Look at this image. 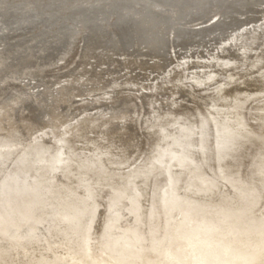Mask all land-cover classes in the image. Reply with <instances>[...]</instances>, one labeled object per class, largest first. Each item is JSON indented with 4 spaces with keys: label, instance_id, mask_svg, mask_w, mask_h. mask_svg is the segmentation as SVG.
<instances>
[{
    "label": "bare ground",
    "instance_id": "bare-ground-1",
    "mask_svg": "<svg viewBox=\"0 0 264 264\" xmlns=\"http://www.w3.org/2000/svg\"><path fill=\"white\" fill-rule=\"evenodd\" d=\"M261 16L264 0H0V264H264ZM217 31L220 52L164 74ZM102 64L164 76L133 93Z\"/></svg>",
    "mask_w": 264,
    "mask_h": 264
},
{
    "label": "rangeland",
    "instance_id": "rangeland-1",
    "mask_svg": "<svg viewBox=\"0 0 264 264\" xmlns=\"http://www.w3.org/2000/svg\"><path fill=\"white\" fill-rule=\"evenodd\" d=\"M212 16H213V15H212V12H211L209 15L205 16L204 19L198 20L199 22H203V24H198L197 28H199V27H201V26H203V25H204V26H207V25H209V24H213L216 20H214V19L212 18ZM245 17H246V16H245ZM263 17H264V16H261L262 20L264 21V18H263ZM209 18H212V19H209ZM198 21H197V22H198ZM212 21H213V22H212ZM248 22H250V21H248V20H246V21H242V22L239 23L238 25H235L233 28H229V29H227V31H226L224 34H225V35L232 34V32H233L237 27H240V28L238 29V31H244V30L246 29L247 26H248L249 28H251L252 25H253V23H250L249 25H244V24H243V23H248ZM241 24H242V25H241ZM243 25H244V26H243ZM195 28H196V27H195ZM235 32H237V31H234V33H235ZM224 34H222V32H220V31H217V32H215V33H213V34H211V35H207V36H205V37H206V38L204 37L205 39H204V38H203V39H199L200 42H197L198 40L195 41V42H193V43H196V44H193V46H179L180 44H178L179 47L176 46V47H178V48L175 47L174 52L170 54V56H173V57L171 58V61H170V62H171L170 65H171L172 67H168V70L165 71L164 74L167 75V73H169V74L172 73L173 75H176V67H175V66H180V65H182V63L185 62L184 59H182L185 55L187 56V60L191 61V62H188L187 65H189V67L187 68V70H185V72L188 71V72H190V73L192 74V71H195V70L197 69L196 67H194V65H195V64H196V65H199V63L202 64V62H199L198 60H202V59H204L205 57L207 58V57L209 56V52H211V51L213 52V51H214V50H213L214 48H216L214 52H216V53L220 52L221 49H220V46L218 45V44H219L218 42L220 41V40H219L220 38H223V37L225 36ZM217 39H218V40H217ZM211 40H212V41H211ZM213 40H214V41H213ZM205 41H206V42H205ZM209 42H210V43H209ZM214 42L216 43V45H215ZM207 43H208V44H207ZM176 45H177V44H176ZM208 45H209V46H208ZM214 45H215V47H213ZM217 45H218V46H217ZM196 46H197V47H196ZM201 46H202V47H201ZM206 46H207V47H206ZM143 47H144V45L141 47L142 50H140L141 48L138 50V53H137V54H138V56H141V59H140V60H143V58H144L145 61H144V60H143V61L145 62V66H146V63H147L146 61H148V62H149V61H150V62H157V63H159V64L161 63L162 66H164V65L166 66V64H167L168 61H167L166 57L162 55V51H160V56H159V55H157V57H156V56H155V57L153 56V57H154V58H153L152 56L149 57V56H148V53H147V55H145L146 52H147V48H146V47L143 48ZM183 47H184V49H183ZM185 47H186V48H185ZM187 47H188V49H190V50L187 51ZM190 47H192V49H191ZM193 47H194V49H193ZM198 47H199V48H198ZM211 47H212V48H211ZM196 48H197V49H196ZM205 48H206V49H205ZM200 49H202L203 51H202V50L200 51ZM210 49H211V50H210ZM145 50H146V51H145ZM191 50H192V51H191ZM232 50H235V49H232ZM232 50H231V51H232ZM139 51H140V52H139ZM144 51H145V52H144ZM205 51H206V53H205ZM142 52H143V55H142ZM202 52H204V53H202ZM232 52L237 53L236 51H232ZM232 52H231V53H232ZM194 53H196L197 55L195 54L194 56H192ZM200 53L203 55V57L201 56ZM198 54L200 55V57H198V56H199ZM205 54H206V55H205ZM124 55H125V54H123L122 57H125ZM189 55H190L192 58H191ZM142 56H145L146 59H145V57H142ZM147 57H148V58H147ZM179 57H180V58H179ZM188 57H189L190 59H189ZM193 58H195V59H193ZM147 59H148V60H147ZM149 59H150V60H149ZM151 59H154V60L152 61ZM158 59H159V60L161 59V61H158ZM164 59H165V60H164ZM92 60H93V59H92ZM177 60H178V61H177ZM162 61H164V62H162ZM193 61H194V64H193ZM197 61H198V62H197ZM150 62H149V63H150ZM163 64H164V65H163ZM63 65H64V64H63ZM102 65H103V66L100 65L101 70H103L102 73L104 72V74L102 75V77H103L104 75H105V76H104L103 78L101 77V78L103 79V80L101 81V83H102L103 81H105V82L107 81V82H108V81L113 80V79H115V80H117V81H119V79H120L119 82L121 83V82H124V81H126L127 79H129V77H130V79H132L131 76H133V78H134L135 75H136V78H134V79H135V80H134L135 82H133V83L130 82L129 84H127L129 87L126 85V90L129 91V92L132 91V92L134 93V91L132 90V89H134L135 91L137 90L136 93H140V94H141V92H142L141 89H143V88H141V87L144 85L145 88H144L143 90H147V89H146V86L148 85V83H150L151 80H152L151 82H153L154 79H159V78H158V77L160 76L159 74H161L162 71H163V70H162V67H161V70H162V71H160V68H154L155 70L153 69L154 71H152V68L149 69L150 67L148 68V66H147V68H146V67H144V68H143V67H140V70H139V66H138V67H136V69L133 68V67H130L131 70L133 71V72H132L131 70H129V69H130L129 67H124V69H126V68L128 69V68H129L128 70L131 71V72H129V74H128V71L125 72L126 70L124 71L123 68L115 67L114 69H116L117 71L119 70V71L115 74V71H116V70L114 71V69H113V71H112V68H111V69H110L111 72L108 71V72H109V73H108V72H107V69H109V68H107V65H106V64H102ZM192 65H193V66H192ZM62 67H63V66H62ZM173 67H174V68H173ZM192 67H193V68H192ZM100 68H99V69H100ZM106 68H107V69H106ZM119 68H120V69H119ZM141 68H143V69L141 70ZM171 68H173V70L175 69V71L172 72V71H171V70H172ZM191 68H192V69H191ZM209 68H210V69H215V68H217V67L212 66V67H208L207 69H209ZM144 69H145V70H144ZM146 69H147V70H146ZM148 69L151 70V71H148ZM157 69H158V70H157ZM170 69H171V70H170ZM190 69H191V70H190ZM62 70H63V69H62ZM120 70H121V71H120ZM198 70H200V68H199ZM105 71H106V72H105ZM134 71H135V72H134ZM138 71H139V72H138ZM141 71H142V73H140ZM155 71H156V72H155ZM157 71H158V75H159V76H158V75H157V76L155 75V74L157 73ZM237 71H238V69H236V70L234 69V70H233V72H237ZM112 72H113V73H112ZM120 72H121V73H120ZM124 72L127 73V74H125ZM145 72H146V73H145ZM149 72H150L151 75L149 74ZM160 72H161V73H160ZM170 72H171V73H170ZM174 72H175V73H174ZM219 72H221V71H219ZM118 73H119V74H118ZM122 73H123L124 75H121ZM138 73H139V77H138V75H137ZM147 73H148L149 75H148ZM153 73H155V74H153ZM172 74H171V75H172ZM113 75H114V76H113ZM120 75L123 76V77L121 78ZM127 75H128V76H127ZM141 75H142V76H141ZM144 75H145V77H143ZM146 75H147V77L150 76V78H149V79H150L149 82L147 81L148 79L146 80V78H147ZM115 76H116V77H115ZM162 76H164V75L161 74L160 78H161ZM114 77H115V78H114ZM140 77H141V78H140ZM153 77H154V79H153ZM104 78H106V79L104 80ZM111 78H112V79H111ZM138 78L141 79V80H139ZM143 78H144L145 80H144ZM122 79H123V80L125 79V80L123 81ZM25 80H26V81H25ZM100 80H101V79H100ZM121 80H122V81H121ZM136 80H137V81H136ZM138 80H139L140 82H138ZM159 80H160V79H159ZM159 80H155V81H159ZM24 82H29V79H27V78L24 79ZM105 82H103V83H105ZM136 82H137V83H136ZM143 82H144V83H143ZM89 83H90V82H89ZM103 83H102V85H103ZM135 83H136V84H135ZM146 83H147V84H146ZM105 84H106V83H105ZM121 84H122V83H121ZM133 84H134L135 86L138 85V87H136L137 89L135 88V86H134ZM140 84H141V85H140ZM87 85L89 86V84H87ZM130 85H131V86H130ZM88 86H87V87H88ZM133 86H134V87H133ZM131 87H132V88H131ZM40 88H41V86H40ZM88 88H90V87H88ZM128 88H129V90H128ZM138 88H141V89L138 90ZM37 89H38V87H37ZM158 89H159V90H158ZM158 89L155 91L156 94H157V95H155V97H157V96L159 95V93H160V96H158L160 100H157L156 102L161 101V102H160V103H161L160 105H163V104H164L163 106L168 107V106H166L165 103L168 102L167 98H168L169 96H173V95L170 94V92H173V91L171 90V87H169V88H167V89H162V88H158ZM160 89H162V90H160ZM104 90H105V89H100V90H99V93H98V91H94L95 93H94V92H93V93H94L95 95H94V94H93V95H92V94H91V95L89 94V95H85V96H84V95H83V96H82V95H77L76 97L73 98V100H74V102H73V103H74V106L77 107V105L81 104V103H82V99L90 98V96L93 97V96H96V95H100V93L102 94ZM106 90H108V89H106ZM169 90H170V91H169ZM101 91H102V92H101ZM139 91H140V92H139ZM160 91H163V92H160ZM165 91H166V92H165ZM167 91H168V92H167ZM158 92H159V93H158ZM96 93H97V94H96ZM163 93H166V94H163ZM167 93H168V94H167ZM177 94H178V96H179V93H176V94L174 93V97L177 96ZM165 95H166V96H165ZM168 95H169V96H168ZM81 96H82V97H81ZM132 96L135 97V94H133ZM163 96H164L165 98H163ZM178 96H177V97H178ZM160 97H161V98H160ZM166 97H167V98H166ZM174 97H173V99H174ZM75 98H76V99H75ZM78 98L80 99V101H79ZM138 98H140V99H137V100L135 99V100H136V104H138V106H139V105H141V103L143 102V99H141V97H138ZM162 98H163L164 100H163ZM175 98H176V97H175ZM180 98H181V97L176 98V100H177L178 102H179V100H180V102L177 103V105L180 104V103H183V105H184L185 102H187V101L184 100V99H180ZM178 99H179V100H178ZM77 100H78V101H77ZM138 100H140V101H138ZM181 100H182V102H181ZM76 101H77V102H76ZM141 101H142V102H141ZM166 101H167V102H166ZM139 102H140V103H139ZM162 102H163V103H162ZM157 104L159 105V102H158ZM186 104H187V103H186ZM91 106H92V105H91ZM91 106H90V107H91ZM90 107H89V108H90ZM140 107H141V106H140ZM252 107H253V106H252ZM93 108H94V109L96 108V109L98 110L97 107H93V106H92L91 109H88V111H90V110L93 111ZM157 108H158V107H157ZM258 108H259V107H257V109H256L255 111H259V112H263V111H264V108H261V107H260L259 109H258ZM96 109H95V110H96ZM250 109H252V110L254 111L253 108L250 107ZM76 110H78V111L80 112V110H83V109L80 108V110H79V108H77ZM76 110H75V111L73 110V115H74L75 112L79 113V112L76 111ZM247 110H249V109H247ZM252 110H251V112H252ZM249 111H250V110H249ZM255 111H254V112H255ZM77 113H75V115H77ZM252 113H253V112H252ZM250 114H251V113L249 112V115H248L249 122H250V120H251V123H250V124L254 125L255 120H256V119H255V115H254V113L251 114V115H250ZM252 115H253L254 117H253ZM251 118H252V119H251ZM253 121H254V123H253ZM92 134L96 135L95 132H91V133L89 134V136L91 135V137H92V136H93ZM83 142H84V143H83ZM44 143H45V140H44V141H43V140L36 141V142H34V144L31 145V147H34V149L36 148V150H37L38 152L41 153V152L44 150V148H45L44 151L47 150L46 146L49 147V146L47 145V142H46V144H44ZM77 144H83V145H85V141H82V142L79 141ZM39 145H41V146H39ZM43 145H44V147H43ZM40 150H41V151H40ZM87 150H88V149H87ZM135 152H137V153H134V154H135L134 156H138V151H135ZM28 153H29V152H28ZM139 153H140V152H139ZM47 158H48V157H46L45 159H47ZM144 158H146V157L141 158L138 162H139V163L143 162V161H144ZM2 162H4V159H2V161H0V163H2ZM42 165H43V164H42ZM42 165H39L40 169H42V168H41ZM37 167H38V166H37ZM36 169H37V168H36ZM39 171H40V170H39ZM39 171H38V172H39ZM38 172H37L36 174H38ZM3 195H4V194H3ZM1 200H3V198L0 196V201H1ZM262 202H264V198H263V201H262ZM143 204H144V201H143ZM0 206H1V204H0ZM143 206H144V205H143ZM143 206H141L140 209L143 208ZM262 211H263V210H262ZM260 213H261V212H260ZM97 255H98L97 258L100 259V258H102V255H103V254L100 253V254H97ZM99 256H101V257H99Z\"/></svg>",
    "mask_w": 264,
    "mask_h": 264
}]
</instances>
